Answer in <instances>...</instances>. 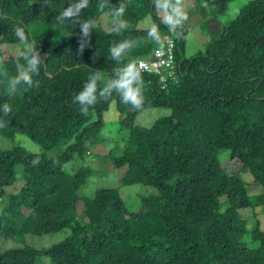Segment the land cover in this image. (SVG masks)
Here are the masks:
<instances>
[{
    "label": "trees",
    "instance_id": "16d2710c",
    "mask_svg": "<svg viewBox=\"0 0 264 264\" xmlns=\"http://www.w3.org/2000/svg\"><path fill=\"white\" fill-rule=\"evenodd\" d=\"M232 1L195 0L208 14L201 24L207 40L203 50L187 57L188 27L184 23L170 31L154 0H131L123 16L128 27L122 34L97 26L82 52L80 27L53 23L75 0H51V8L42 7L43 0H0V35L7 42L0 49V91L10 79L23 76L16 68L24 49L12 32L15 25L24 26L45 57L39 75L33 76L38 87L22 84L17 94L0 95V104L12 107L0 127V144L22 134L39 146L37 153L18 145L0 147V200H5L0 238L22 244L0 251V264H38L42 254L52 264H160L161 257L163 264H264V227L258 219L252 225L243 215L248 211L253 215L246 183L219 162L221 151H229V158L261 186L259 198L264 203V0L245 6L236 20L221 25L218 17L228 12ZM97 2L90 0L81 19L110 13L108 8L98 11ZM110 4L117 6L119 0ZM145 18L151 25L139 28ZM154 26L156 39L149 37ZM75 28L77 33H68ZM124 39L139 45L124 63L151 58L173 39L177 65L173 76L164 71L163 81L162 75L140 72L143 110L133 109L113 93L82 114L73 98L95 70L107 79L115 68L123 67L111 59L109 48ZM112 102L127 137L124 146H116L107 158L113 167L125 169L119 177L122 186L146 188L138 195L139 212L127 209L116 188L87 193L95 174L86 165L88 154L109 142L104 115ZM152 108H165L170 114L150 127L137 125L136 116ZM72 161L76 189L49 183ZM18 165L23 184L5 197V189L16 181ZM65 230L69 231L65 239L42 252L23 243L28 236Z\"/></svg>",
    "mask_w": 264,
    "mask_h": 264
},
{
    "label": "rangeland",
    "instance_id": "374dc122",
    "mask_svg": "<svg viewBox=\"0 0 264 264\" xmlns=\"http://www.w3.org/2000/svg\"><path fill=\"white\" fill-rule=\"evenodd\" d=\"M258 0H234L229 4L228 12L224 16L218 17V21L221 25H228L232 21L236 20L237 15L240 13L241 9L245 6H249L251 3ZM183 10L188 14V20L185 25L188 27L187 34V49L186 56L190 57L197 52L203 50L205 42L207 40V35L201 29V24L208 18L206 10H203L198 6L195 0H182ZM253 23H250L252 27L256 26V22L253 17H251ZM250 18V19H251ZM96 21L97 26H100L106 30L112 29V16L111 14H105L101 17L91 18ZM87 20V19H86ZM151 25V20L145 18L139 24V28H147ZM79 31V28L70 30L69 34H75ZM12 53H18L19 49H11ZM8 56V55H7ZM170 111L165 108H152L147 109L138 114L135 118V123L143 127H150L155 120L161 117L168 116ZM105 117V138L108 143L104 145H99L92 149L88 154V161L86 165L90 166L94 171V177L89 181L87 188V193L93 195V193L99 188H116L119 190L122 199L130 212H139L141 210L138 201V195L146 190L145 187L138 185L134 186H122L119 181L125 169H117L113 167L110 160L107 158L108 153L116 146H124V139L127 137L126 130L120 125L119 119L116 115V104L112 102L109 106L108 111L104 115ZM12 145H18L29 153H37L39 151V146L37 143L33 142L27 136L22 134H16L15 140L13 142H2L0 144L1 149H6ZM219 162L222 167L229 173L238 175L245 183L249 194L250 203L253 208V215L251 212H243V215L248 217L250 223L253 225L255 220H260L261 225L264 227V212L262 207L264 205L263 200L259 198L261 193V186L252 183L251 174L244 170L242 165L237 160H231L229 158V151L223 150L219 154ZM76 165V161L68 163L65 170L62 171L52 182L49 183H60L64 188L68 190L76 189V182L73 177L72 170ZM15 178L16 181L11 186L5 189V197L17 192L22 184V169L18 165L15 167ZM5 199V198H4ZM5 200H0V214L4 212ZM80 209H82V204H80ZM80 219L86 220L82 213L79 214ZM155 221L149 222V229L153 230ZM69 231L65 230L57 234H50L43 237H26L24 244L35 247L42 252L43 249L58 243L66 238ZM249 241V238H247ZM22 244L15 243L13 241H5L0 238V251H5L9 249H14L20 247ZM251 245V244H250ZM164 263L163 257H161L160 264ZM38 264H52L50 257L47 255H40Z\"/></svg>",
    "mask_w": 264,
    "mask_h": 264
},
{
    "label": "clouds",
    "instance_id": "9594fccd",
    "mask_svg": "<svg viewBox=\"0 0 264 264\" xmlns=\"http://www.w3.org/2000/svg\"><path fill=\"white\" fill-rule=\"evenodd\" d=\"M131 0H119L117 6L110 4V0H99L96 7L100 12H104L105 8L110 9L112 16V32L120 35L128 27V22L123 18L128 3ZM155 8L158 12H163L165 15V24L170 31H175L181 27L187 20L188 14L183 10L182 0H154ZM51 0H43L42 7L51 8ZM90 6V0H75L64 10L60 11L53 18V23L57 27H64L68 22L77 24L80 27V51L91 43V34L97 27L95 20L89 18L87 20L81 19V12ZM149 32V37L156 39V29ZM12 32L23 46V51L20 52L19 58L16 61V68L18 72L22 73V78L17 76L9 80L8 85L0 91V95L13 96L17 94L20 85H27L30 87H38L39 81L34 80L33 76H38L41 66L44 64L45 57L37 47L35 40H30L28 33H26L24 26L15 25ZM0 49L5 47L6 41L4 35H0ZM132 39H124L120 42H114L109 48L111 59L117 62V65L123 64V67L114 69L113 76L105 78L104 73L97 69L92 72L87 81L83 84L82 89L73 98V103L78 104L80 112L87 115L89 109L94 107L101 101H108L113 93H116L122 98L126 104H130L135 110H143L144 105V81L140 71L137 69L135 61L124 63L131 51L138 47ZM24 61L21 64L19 61ZM12 112V107L9 103L4 102L0 104V127H4L6 121L4 117H8Z\"/></svg>",
    "mask_w": 264,
    "mask_h": 264
},
{
    "label": "built area",
    "instance_id": "2783aa9c",
    "mask_svg": "<svg viewBox=\"0 0 264 264\" xmlns=\"http://www.w3.org/2000/svg\"><path fill=\"white\" fill-rule=\"evenodd\" d=\"M135 64L140 72L162 75L163 81L166 80L164 71H166L169 77H172L177 67L175 61V41L167 39L166 45L156 49L151 58L137 59L135 60Z\"/></svg>",
    "mask_w": 264,
    "mask_h": 264
}]
</instances>
